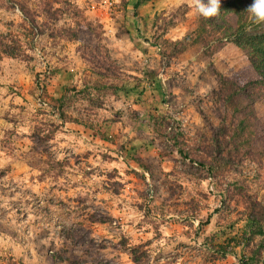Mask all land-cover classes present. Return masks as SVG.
<instances>
[{"label":"rangeland","instance_id":"rangeland-1","mask_svg":"<svg viewBox=\"0 0 264 264\" xmlns=\"http://www.w3.org/2000/svg\"><path fill=\"white\" fill-rule=\"evenodd\" d=\"M76 1L0 0V264H264V80L227 7Z\"/></svg>","mask_w":264,"mask_h":264},{"label":"trees","instance_id":"trees-1","mask_svg":"<svg viewBox=\"0 0 264 264\" xmlns=\"http://www.w3.org/2000/svg\"><path fill=\"white\" fill-rule=\"evenodd\" d=\"M233 7H228L227 0H221V7L228 17L225 21V26L233 35V41L237 46L247 47L252 54L253 69L258 73L255 81L264 80V34L255 33L249 34L245 32L242 26L244 16L247 12L246 6H240L237 1H234ZM230 18V20H228ZM224 25V23H223Z\"/></svg>","mask_w":264,"mask_h":264},{"label":"clouds","instance_id":"clouds-1","mask_svg":"<svg viewBox=\"0 0 264 264\" xmlns=\"http://www.w3.org/2000/svg\"><path fill=\"white\" fill-rule=\"evenodd\" d=\"M193 7L197 13L205 18L218 15L221 7V0H193ZM254 21L264 22V0H253L252 4L246 9Z\"/></svg>","mask_w":264,"mask_h":264},{"label":"crops","instance_id":"crops-1","mask_svg":"<svg viewBox=\"0 0 264 264\" xmlns=\"http://www.w3.org/2000/svg\"><path fill=\"white\" fill-rule=\"evenodd\" d=\"M80 2H81V1H79V0L76 1V3H80ZM100 5H101V4H100ZM106 5H107V4L105 3V4H103L102 6H103V7H106ZM92 6H93V5H92ZM128 6H130V5L127 4V8H128ZM100 9H101V8H100ZM91 10H92V11H89V10H88V11H86V12H87V13H90V14H95L94 7H93V9H91ZM53 62H54L53 67L56 66L55 69H57V70L59 71L60 67L62 66V65H60V64H61L60 61H59V60L56 61V58H55V59L53 60ZM66 68H67V67H66ZM69 70H70V69H68V71H69ZM64 72H65V71H63V70L60 71V73H59L60 75H57V78H55V82L59 81V80H58L59 76H60V77H63V73H64ZM57 73H58V72H57ZM55 75H56V74H55ZM3 76H5V75L3 74L2 77H3ZM61 80H63V79H61ZM53 81H54V80H53ZM61 82H62V81H61ZM59 83H60V82H59ZM60 84H62V83H60ZM25 96H27V95H25ZM50 96H53V95H50Z\"/></svg>","mask_w":264,"mask_h":264}]
</instances>
